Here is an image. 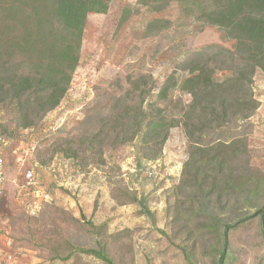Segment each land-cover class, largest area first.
<instances>
[{"label": "rangeland", "instance_id": "rangeland-1", "mask_svg": "<svg viewBox=\"0 0 264 264\" xmlns=\"http://www.w3.org/2000/svg\"><path fill=\"white\" fill-rule=\"evenodd\" d=\"M155 8L111 0L106 13H89L66 94L32 126L0 103L1 244L6 236L19 252L71 264H107L85 252L104 247L117 264H264V187L252 191L264 176V70L254 74L259 108L226 133H245L247 152L227 167L225 190L208 193L193 176L203 171L186 166L200 154L182 124L153 139L144 126L133 136V125L137 113L149 120L158 107L182 115L193 96L177 86L160 100L166 80L189 75L183 63L193 52L235 50L236 40L179 1ZM155 19L170 23L149 28ZM220 64L226 69L215 77L232 73L231 62ZM29 170L41 174L37 184H26Z\"/></svg>", "mask_w": 264, "mask_h": 264}, {"label": "trees", "instance_id": "trees-1", "mask_svg": "<svg viewBox=\"0 0 264 264\" xmlns=\"http://www.w3.org/2000/svg\"><path fill=\"white\" fill-rule=\"evenodd\" d=\"M110 1L0 0V103L14 107L21 121L25 120L23 126H32L60 104L80 60L87 16L91 12L106 13ZM172 1L197 11L204 21L227 29L236 40L235 50L217 44L190 54L183 63L189 75L181 83L169 77L159 98L166 101L169 92L179 86L193 96L192 101L182 107L180 116L167 115L158 107L152 119L146 120L140 111L136 115L141 119L133 125V136L144 126L147 137L153 139L160 132L182 124L200 154L196 158L193 152L186 166L203 171V178L197 173L193 176L198 184L208 188V193L223 192L229 184L223 186L227 167L239 156V151L245 153L248 148L245 133L231 136L226 133L233 122L246 124L260 106L253 84L256 69L264 70V0H141L143 4L156 6V10L164 9ZM169 23L155 19L149 28L159 25L163 29ZM225 60L233 64L232 73L224 78L215 77L218 69H226L220 64ZM139 79L131 80L133 90L140 88ZM165 140L166 137L158 144ZM241 144L244 149L239 148ZM263 187L264 176L252 191L258 192ZM258 213L264 218V207ZM228 229L226 226L225 234ZM85 252L107 264H117L105 247ZM225 254L224 250L221 263ZM65 258L70 259L71 255Z\"/></svg>", "mask_w": 264, "mask_h": 264}, {"label": "crops", "instance_id": "crops-1", "mask_svg": "<svg viewBox=\"0 0 264 264\" xmlns=\"http://www.w3.org/2000/svg\"><path fill=\"white\" fill-rule=\"evenodd\" d=\"M40 173L38 174V176L40 177ZM0 239H1V235H0ZM2 244H1V241H0V250H6V251H11L12 250H16V254H17V257H16V263L15 264H71L69 262L67 263H64V262H59V261H56V260H45V259H42L41 257H39L38 255L34 254V253H31V252H19L17 251V248H14L12 246V243H11V240L10 238L6 237L5 236V240L3 239L2 240Z\"/></svg>", "mask_w": 264, "mask_h": 264}, {"label": "built area", "instance_id": "built-area-1", "mask_svg": "<svg viewBox=\"0 0 264 264\" xmlns=\"http://www.w3.org/2000/svg\"><path fill=\"white\" fill-rule=\"evenodd\" d=\"M26 184L33 185L37 184L38 181V173L34 170H29L26 174ZM4 182H5V173H4V163L2 156L0 154V199L4 194ZM16 258L12 253H8L6 251L0 250V264H15Z\"/></svg>", "mask_w": 264, "mask_h": 264}]
</instances>
